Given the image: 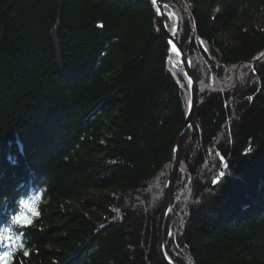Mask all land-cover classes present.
<instances>
[{"label":"trees","instance_id":"1","mask_svg":"<svg viewBox=\"0 0 264 264\" xmlns=\"http://www.w3.org/2000/svg\"><path fill=\"white\" fill-rule=\"evenodd\" d=\"M160 2L198 84L164 255L264 264V0ZM187 91L145 0H0V264H167Z\"/></svg>","mask_w":264,"mask_h":264},{"label":"water","instance_id":"2","mask_svg":"<svg viewBox=\"0 0 264 264\" xmlns=\"http://www.w3.org/2000/svg\"><path fill=\"white\" fill-rule=\"evenodd\" d=\"M146 3L149 5L154 18L156 20V22L159 25V28L161 30V32L166 36L167 40L173 44V48L176 50V52L178 53L179 57H180V62L184 68V72L185 75L189 81V86H190V104L188 107V111L186 114V117L184 119V123L181 127V129L179 130V132L177 133L176 137H175V143H174V159H173V164L171 166V170L166 182V186L164 189V199H163V203H162V207L160 210V214L158 217V249L160 251V254L162 255V257L164 258V260L167 262V264H172L170 263L162 250V225L166 216V212H167V208L170 202V192H171V187H172V181L175 175V172L177 170L178 167V163H179V158H180V137L182 132L185 130V128L188 126L191 117H192V113L194 111L195 108V102H196V95H197V85L196 82L192 76L191 70H190V66H189V62L188 59L186 57V55L183 53L181 47L179 46L178 41H176L166 30L164 22H163V15H164V6L162 5V3L159 0H145ZM154 6L157 9V12L154 10Z\"/></svg>","mask_w":264,"mask_h":264},{"label":"rangeland","instance_id":"3","mask_svg":"<svg viewBox=\"0 0 264 264\" xmlns=\"http://www.w3.org/2000/svg\"><path fill=\"white\" fill-rule=\"evenodd\" d=\"M160 1V0H159ZM162 5L164 6V4L162 3ZM154 10L157 12V9H156V7L154 6ZM214 12V11H213ZM166 13H165V6H164V15H165ZM164 15H163V22H164ZM252 20H253V22L257 25V26H259V27H264V15H263V13H258V14H256V15H254L253 16V18H252ZM164 25H165V22H164ZM165 28H166V25H165ZM174 30H175V27L173 28ZM166 30H167V28H166ZM168 32V31H167ZM169 33V32H168ZM170 34V33H169ZM171 35V34H170ZM172 36V35H171ZM176 41H178L174 36H172ZM166 40H167V38H166ZM167 42L169 43V45H170V47H171V49L173 50V51H175V53L178 55V53L176 52V50L173 48V44L172 43H170L168 40H167ZM178 43H179V41H178ZM179 46H180V44H179ZM181 47V46H180ZM181 49H182V47H181ZM182 51H183V49H182ZM183 53L186 55V57H187V59H188V62H189V66H190V70H191V65H190V60H189V58H188V55L183 51ZM178 57H179V55H178ZM179 62H180V57H179ZM181 63V62H180ZM182 65V64H181ZM183 67V66H182ZM183 73H184V76H185V79H186V81H187V93H188V97H189V99H188V106H187V111H188V107H189V104H190V86H189V81H188V79H187V77H186V75H185V72H184V68H183ZM191 73H192V70H191ZM192 76H193V74H192ZM193 78H194V80H195V82H196V85H197V95H198V84H197V81H196V79H195V77L193 76ZM197 95H196V101H197ZM195 106H196V102H195ZM186 114H187V112H186ZM185 117H186V115H185ZM190 123V122H189ZM189 125V124H188ZM187 128V127H186ZM185 128V129H186ZM179 161H180V158H179ZM179 164V163H178ZM178 168V167H177ZM170 170H171V168H170ZM169 173H170V171H169ZM175 174H176V172H175ZM168 176H169V174H168ZM174 177H175V175H174ZM167 179H168V177H167ZM167 179H166V182H167ZM173 180H174V178H173ZM166 182H165V185H164V189H165V186H166ZM172 183H173V181H172ZM171 192H172V187H171ZM171 192H170V202H171ZM163 199H164V196H163ZM170 202H169V205H170ZM169 205H168V207H169ZM168 209V208H167ZM167 213V212H166ZM166 217V216H165ZM165 220V219H164ZM164 223V222H163ZM162 227H163V225H162ZM162 237H163V234H162ZM162 243H163V240H162ZM162 250H163V246H162ZM164 253V252H163ZM168 260V259H167ZM171 263V262H170ZM173 264V263H172Z\"/></svg>","mask_w":264,"mask_h":264},{"label":"snow or ice","instance_id":"4","mask_svg":"<svg viewBox=\"0 0 264 264\" xmlns=\"http://www.w3.org/2000/svg\"><path fill=\"white\" fill-rule=\"evenodd\" d=\"M252 149H248V152H251ZM222 179V176L221 177H217V180H214L213 183H217L219 180ZM38 199V198H37ZM20 205H21V213L20 215H16L12 218V223L13 224H20V225H28V224H31V219H29L28 217H26L24 215V212H23V209H28L29 211H31L33 213V215H38V212L36 210L35 207H31L29 205V202L28 201H20ZM7 231H11V228L9 227V229H7ZM0 239H11L10 236H4V235H0Z\"/></svg>","mask_w":264,"mask_h":264},{"label":"clouds","instance_id":"5","mask_svg":"<svg viewBox=\"0 0 264 264\" xmlns=\"http://www.w3.org/2000/svg\"><path fill=\"white\" fill-rule=\"evenodd\" d=\"M0 230H2V227H0Z\"/></svg>","mask_w":264,"mask_h":264}]
</instances>
